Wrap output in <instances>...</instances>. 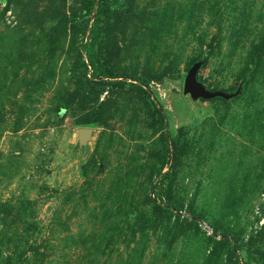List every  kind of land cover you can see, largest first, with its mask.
<instances>
[{"label":"rangeland","instance_id":"rangeland-1","mask_svg":"<svg viewBox=\"0 0 264 264\" xmlns=\"http://www.w3.org/2000/svg\"><path fill=\"white\" fill-rule=\"evenodd\" d=\"M0 264H264V0H0Z\"/></svg>","mask_w":264,"mask_h":264},{"label":"water","instance_id":"water-1","mask_svg":"<svg viewBox=\"0 0 264 264\" xmlns=\"http://www.w3.org/2000/svg\"><path fill=\"white\" fill-rule=\"evenodd\" d=\"M198 64H194L187 72L184 80V91L189 92L193 97L211 98L220 95L219 92H211L204 88V86L197 81L195 73Z\"/></svg>","mask_w":264,"mask_h":264},{"label":"trees","instance_id":"trees-1","mask_svg":"<svg viewBox=\"0 0 264 264\" xmlns=\"http://www.w3.org/2000/svg\"><path fill=\"white\" fill-rule=\"evenodd\" d=\"M108 11H109L110 14H113V16H115V17H117L119 15V13H120L117 8H111ZM109 27L112 29V26L111 25H109ZM96 28H97V26H96V22H95L93 24V26L91 27V36L93 37V39H94V37L96 35ZM93 60H94L93 58H89L90 63H93ZM97 75H99V73ZM94 78L102 79L103 78V74H101L99 76H94ZM95 112L98 114L99 109H96ZM159 115H160V117H163V115L161 113ZM176 145H177L176 140L173 139L171 141V146L172 147H176Z\"/></svg>","mask_w":264,"mask_h":264}]
</instances>
